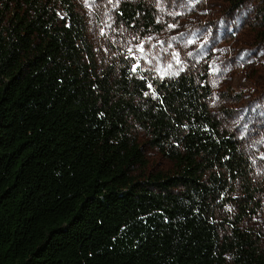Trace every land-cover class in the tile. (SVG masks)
Returning <instances> with one entry per match:
<instances>
[{
  "label": "trees",
  "instance_id": "trees-1",
  "mask_svg": "<svg viewBox=\"0 0 264 264\" xmlns=\"http://www.w3.org/2000/svg\"><path fill=\"white\" fill-rule=\"evenodd\" d=\"M118 14L161 29L146 2ZM134 62H99L79 0H0V264H264L246 226L264 181L212 110L208 66Z\"/></svg>",
  "mask_w": 264,
  "mask_h": 264
},
{
  "label": "rangeland",
  "instance_id": "rangeland-1",
  "mask_svg": "<svg viewBox=\"0 0 264 264\" xmlns=\"http://www.w3.org/2000/svg\"><path fill=\"white\" fill-rule=\"evenodd\" d=\"M124 1L154 6L160 31L144 32L125 25L118 14ZM79 2L101 64L127 56V48L139 42L132 37L138 36L145 48L143 72L159 77L173 72L198 74L208 66L212 110L237 135L255 175L264 181V0H87L88 6L85 0ZM170 24L177 27L169 28ZM189 40L195 43L188 44ZM177 53L179 64L174 59ZM141 142L152 169L170 168L145 133ZM246 226L264 237V200L261 211Z\"/></svg>",
  "mask_w": 264,
  "mask_h": 264
},
{
  "label": "snow or ice",
  "instance_id": "snow-or-ice-1",
  "mask_svg": "<svg viewBox=\"0 0 264 264\" xmlns=\"http://www.w3.org/2000/svg\"><path fill=\"white\" fill-rule=\"evenodd\" d=\"M111 2H112V0H109V3H111ZM197 2H199V0H197ZM85 4H86V6H88L87 0H85ZM204 14H207V10H205ZM170 15H173V16L182 15V13H170ZM223 22L224 21L221 20V23H223ZM157 23H160V21L157 20ZM168 27L169 28H175V27H177V25L176 24H170V25H168ZM101 34H103V30H101ZM146 39L151 40V37H147ZM173 39H175V37H173ZM132 40H136V41H139V42L137 44L131 45V46H129L127 48L128 55L125 56V59L126 60L135 61L134 63L131 64V68H130V71L135 74V73H137L140 70L141 59L144 58L145 48H144V41L143 40H139L138 36H133ZM194 43H195V41H193V40H189L188 41V44H194ZM262 54H264V53H262ZM188 55H191V53H188ZM178 56H179V54L177 53L174 56V59H176V63L179 64V63H181V61L178 58ZM249 63H251V61H249ZM169 67H171V65H169ZM164 75H179V73L178 72L164 73ZM164 75H162L160 78L163 79ZM138 78L141 79V80L145 79V77H143V76H139ZM147 87H148V89L150 91L149 92H145L144 95L148 96V95L151 94L153 99H157L158 98L157 94L155 93V90L153 89L152 84L150 82L147 84Z\"/></svg>",
  "mask_w": 264,
  "mask_h": 264
}]
</instances>
